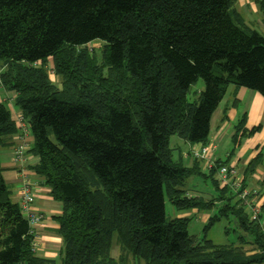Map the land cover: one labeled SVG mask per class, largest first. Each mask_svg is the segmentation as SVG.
<instances>
[{
    "label": "trees",
    "instance_id": "16d2710c",
    "mask_svg": "<svg viewBox=\"0 0 264 264\" xmlns=\"http://www.w3.org/2000/svg\"><path fill=\"white\" fill-rule=\"evenodd\" d=\"M237 2L0 0V86L14 94L30 126L29 155L37 159L30 170L62 205L61 264H264V215L252 220L218 178L239 142L262 126L246 130L243 116L228 160L208 171L201 160L191 167L175 160L170 147L173 136L207 146L212 117L230 87L232 107L240 88L264 98V35L248 26ZM257 5L264 12V0ZM97 41L104 44L100 60L89 51ZM200 79L205 90L190 102ZM17 133L19 124L0 100V148ZM261 164L262 154L247 166L245 183ZM3 174L0 162V264H57L34 252V236ZM200 176L215 188L209 199L187 188ZM258 185L264 191V179ZM166 197L184 213L217 209L205 230L226 219L253 238L249 252L256 253L195 240L190 217H167Z\"/></svg>",
    "mask_w": 264,
    "mask_h": 264
},
{
    "label": "crops",
    "instance_id": "0c3cea01",
    "mask_svg": "<svg viewBox=\"0 0 264 264\" xmlns=\"http://www.w3.org/2000/svg\"><path fill=\"white\" fill-rule=\"evenodd\" d=\"M257 1L262 0H238L236 4L237 11L245 17L247 20L259 14V6ZM258 6V7H257ZM258 8V9H257ZM250 24L249 22H247ZM249 26V25H248ZM0 95V100L6 102L11 110L12 119L16 122V116L20 114V111L17 110L14 106V94L7 92L4 89ZM234 89L230 87L227 95V98H224V107L221 109L220 104L218 110L214 113L211 121V135L210 143L216 146L214 152L215 162L221 160L217 155L221 150L219 144L223 143L224 147H228V130H232L230 136L233 138L235 134V128L238 126L240 118L243 114L247 113V110L250 106H253L254 109L252 113L248 115V124L245 125L246 130L250 131L258 125H263L262 132L256 133L250 138H246L239 142L237 145V150L232 156L229 166L234 167L236 171L244 179V172L249 165V163L256 158L258 155L262 154V164L257 168V173L253 177L249 184L258 185L260 181L264 179V102L260 100V97L244 89H239L236 93V100L238 105L232 107ZM248 96L251 98L248 99ZM261 96V95H260ZM262 97V96H261ZM261 101L262 108H258V104ZM248 114V113H247ZM250 128V129H249ZM229 131V132H230ZM21 133V130H20ZM20 133L15 134L13 137L7 139L8 146L0 148V162L4 168V178L9 185L10 189L13 192V200L18 203L19 197V188L23 180L24 175L26 174L29 180L33 184H37L36 188V198L34 203V208L38 211L43 212L46 215V220L37 228L38 234V250L36 254L39 257L59 260L60 254L63 249V239L58 234L59 225L57 223L56 217L62 214V205L59 202H56L52 199L50 195V190L47 186L43 184V179L35 175L29 166H32L37 162V159L29 155V161L26 165V169L23 171L15 162L13 157V149L18 144L17 137ZM189 145V150L185 155H182V161L186 164L187 167H191L194 164L195 158L192 155V150L199 149L202 145ZM238 152V154H237ZM228 153H226V160H228ZM222 161V160H221ZM259 186V185H258ZM195 192V191H194ZM190 192L191 195H198V193ZM190 213H187L186 217ZM193 214H197V211H193ZM209 217V215H206ZM205 216V217H206ZM185 217V216H183ZM205 217H203L205 219ZM206 222V220H204ZM255 251H251L248 255L255 254Z\"/></svg>",
    "mask_w": 264,
    "mask_h": 264
},
{
    "label": "rangeland",
    "instance_id": "374dc122",
    "mask_svg": "<svg viewBox=\"0 0 264 264\" xmlns=\"http://www.w3.org/2000/svg\"><path fill=\"white\" fill-rule=\"evenodd\" d=\"M258 7V6H257ZM258 9V8H257ZM259 10V14L250 18V20H247L245 17V21L246 23L249 22L250 24L249 27H251L252 29H255L256 31H258L261 35H264V12H262L260 9ZM103 43L102 42H93L89 45V51H95V55L96 57L100 60L101 56V50L103 48ZM47 69L50 73L51 79L54 81V83H56V85H60V79L55 76L54 73V65H53V61L50 60ZM4 67L3 64L0 62V73H2L4 71ZM1 86H0V95L2 94V90H1ZM244 90H247L257 96L260 97V100H262L264 102V98L260 96L259 93L246 89V88H241ZM205 90V83L203 80H199L196 84L192 85L191 89H190V93H189V101L190 102H194L197 97L198 94ZM251 97L248 96V99H250ZM228 99V95L227 98L225 100ZM224 102L221 105V109L224 107ZM258 104V108L261 109V101ZM254 107L250 106L249 109L247 110L246 114H243L241 116V118L243 116H245L246 118V124H248V115L249 113H252ZM240 118V119H241ZM264 124V122L262 123ZM258 126H262L263 125H258ZM256 126V127H258ZM255 128V127H254ZM250 129V128H249ZM263 130V128H262ZM262 130H260L259 132L261 133ZM230 130H228V147H224L223 143L219 144L221 150L218 152V156L220 157V159L222 161H225V157H226V153H228V155L234 150L235 148V144L233 142L232 137L230 136V133H232V130L229 132ZM170 147L172 149H175L174 151V159L175 160H179L180 157H182V155H185L188 150H189V145L187 142H185L184 140H182L181 138L177 137V136H173L170 139ZM237 150V148H236ZM235 150V151H236ZM238 154V152H237ZM186 165V164H185ZM187 188L190 192H196L198 193V195H202L205 198L209 199L211 198L212 195L216 194L215 188L213 186V184L210 181L205 180L203 177H195L192 178L191 180H189L187 182ZM194 192V193H195ZM165 210H166V215L169 219H174V218H180L187 215V213L178 211L175 209V207L170 203V201L168 200V198L166 197V202H165ZM217 211L214 210V212L212 214H214ZM211 214V213H209ZM209 214H205V213H198V214H193V212H190V214L188 215V217L191 218L189 224H188V232L189 234L197 241H203L204 239L210 240L212 241L215 245H220V246H236V247H243L246 251H250L252 250V247L250 246V244L253 242V238L251 236H244L243 233L240 232L239 229H237V227L233 226L231 223H229V221H227L226 219H222L220 221H218L217 223H215L211 228L205 230L206 226H207V220L209 219V217H207L206 215ZM211 214V215H212ZM206 216V217H205ZM205 217V219L203 218ZM204 220H206V222H204ZM242 235L244 236L243 238ZM114 247H113V257H115L116 259L118 258V256L120 255V251H119V245L117 243V235L114 236ZM57 264H61V259L57 260Z\"/></svg>",
    "mask_w": 264,
    "mask_h": 264
},
{
    "label": "built area",
    "instance_id": "2783aa9c",
    "mask_svg": "<svg viewBox=\"0 0 264 264\" xmlns=\"http://www.w3.org/2000/svg\"><path fill=\"white\" fill-rule=\"evenodd\" d=\"M16 121L20 126L22 135L17 137L18 144L13 150V157L14 162L24 171L30 158L28 155L30 150L28 141L30 126L21 113L16 116ZM215 150L216 146L214 144H208L207 146H201L199 149L192 150V155L196 160H201L203 170L208 171L215 166L213 158ZM241 177L236 169L231 166H222L218 171L221 186H230L243 201L250 218L257 221L260 219V216L264 215V191L258 185L245 183ZM36 188L37 184H33L25 174L19 188L20 199L18 205L21 214L27 219L31 233L34 236L33 246L35 253L39 247L36 230L46 220V215L34 208ZM261 228L264 233V219L261 223Z\"/></svg>",
    "mask_w": 264,
    "mask_h": 264
}]
</instances>
